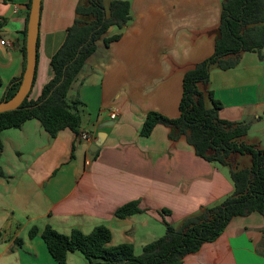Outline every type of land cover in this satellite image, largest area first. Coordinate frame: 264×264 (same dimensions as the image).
<instances>
[{"label": "crops", "instance_id": "0c3cea01", "mask_svg": "<svg viewBox=\"0 0 264 264\" xmlns=\"http://www.w3.org/2000/svg\"><path fill=\"white\" fill-rule=\"evenodd\" d=\"M85 1L42 0L29 98H38L53 77L52 56L75 21L77 5ZM103 1L109 11L112 0ZM129 1L132 18L113 32L121 30V37L109 45L98 41L69 91L71 99L81 101V130L92 138L80 139L69 127L52 136L36 117L2 130L0 264H58L41 232L29 236L32 226L42 230L46 224L69 233L104 223L112 230V244L132 242L140 254L165 233L166 220L179 225L234 189L230 165L198 155L185 134L172 138L163 123L141 134L150 110L180 114L185 72L215 50L222 0ZM30 3L0 0V100L24 71ZM110 28L107 35L113 34ZM200 88L212 89L223 102L222 117L249 123L243 139L264 147V47L261 54L242 51L233 67L213 64L209 82ZM115 109L119 112L112 118ZM101 131L104 141L92 152ZM246 154L235 153L233 165L240 167L241 159L250 164ZM132 199H139L142 211L118 217L116 209ZM163 207L171 212L163 213ZM67 264L87 261L76 251ZM181 264H264V213L233 216L216 239Z\"/></svg>", "mask_w": 264, "mask_h": 264}, {"label": "trees", "instance_id": "16d2710c", "mask_svg": "<svg viewBox=\"0 0 264 264\" xmlns=\"http://www.w3.org/2000/svg\"><path fill=\"white\" fill-rule=\"evenodd\" d=\"M76 12L64 42L52 56L54 75L45 83L40 96L33 99L28 95L19 108L0 112V156L4 147L2 130L19 127L29 118L40 119L52 136L65 127L80 133L81 101L71 99L69 91L88 57L97 49L98 41L103 39L109 45L121 37V30L107 35L110 26L123 29L132 14L129 0H112L109 11L103 0H86L77 5ZM263 47L264 0H222L215 50L185 72L180 114L170 117L150 110L141 128L142 135H149L158 123H163L170 126L172 138L185 134L198 155L230 165L234 183L231 193L218 203L186 215L179 225L166 220L165 233L146 243L140 254H136L132 242L112 244V230L104 223L95 225L89 232L75 227L69 233L51 224L42 230L34 225L29 236L41 232L58 264H67L69 253L76 251L84 255L87 264H181L204 242L216 239L233 216L254 210L264 213V147L243 139L249 123L222 117L223 102L212 89L200 88V83L209 82L213 64L223 69L233 67L242 51L256 50L261 54ZM23 50L26 56V45ZM21 77L22 74L11 81L2 99L16 92ZM235 153L250 154L251 163L235 167ZM3 175L5 171L0 163V176ZM140 211L139 199H132L120 205L115 214L123 218ZM162 212L170 213L171 209L163 207ZM22 242L23 238H19L18 243Z\"/></svg>", "mask_w": 264, "mask_h": 264}, {"label": "water", "instance_id": "95a60500", "mask_svg": "<svg viewBox=\"0 0 264 264\" xmlns=\"http://www.w3.org/2000/svg\"><path fill=\"white\" fill-rule=\"evenodd\" d=\"M41 6L42 0H31L26 32V62L24 71L16 92L11 97L0 100V112L19 108L33 88L38 65ZM103 125L101 124L100 127H103ZM104 137L105 133L101 131L97 138L93 140L90 146L92 152H95L100 147L104 141Z\"/></svg>", "mask_w": 264, "mask_h": 264}, {"label": "built area", "instance_id": "2783aa9c", "mask_svg": "<svg viewBox=\"0 0 264 264\" xmlns=\"http://www.w3.org/2000/svg\"><path fill=\"white\" fill-rule=\"evenodd\" d=\"M1 41L4 43L6 40L2 39ZM118 112H119L118 109L113 110L111 112V117L116 118L118 115ZM77 135H78V138H80V139H88L89 140L92 138V134L87 130H81L80 133Z\"/></svg>", "mask_w": 264, "mask_h": 264}, {"label": "rangeland", "instance_id": "374dc122", "mask_svg": "<svg viewBox=\"0 0 264 264\" xmlns=\"http://www.w3.org/2000/svg\"><path fill=\"white\" fill-rule=\"evenodd\" d=\"M114 27V26H113ZM115 31H117V25H115V27L114 28H110V32L111 33H113V32H115ZM246 156L248 157V158H250V155L249 154H246ZM241 159V158H240ZM251 160V159H250ZM245 161H244V159H241V164H240V167L241 166H245V165H247V164H245L244 163ZM246 163H249V162H246ZM228 169H230V167L229 166H226Z\"/></svg>", "mask_w": 264, "mask_h": 264}]
</instances>
